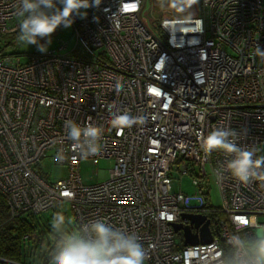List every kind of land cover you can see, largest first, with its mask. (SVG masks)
<instances>
[{
  "label": "built area",
  "instance_id": "built-area-1",
  "mask_svg": "<svg viewBox=\"0 0 264 264\" xmlns=\"http://www.w3.org/2000/svg\"><path fill=\"white\" fill-rule=\"evenodd\" d=\"M145 2L102 0L82 9L87 16L75 17V44L67 52L61 39L44 53L0 50V194L9 220L32 223L69 202L76 223L103 218L136 233L145 264H207L237 223L264 224V182L244 185L227 174L217 181L213 170L225 164V154L206 158L199 139L230 127L240 146L264 155V61L256 49L264 50V0H198L195 16L154 25L141 16ZM17 6L18 0H0V35L18 29ZM124 115L144 122L111 126ZM67 120L103 129L100 152L87 159L113 161L106 179L83 181L85 159L67 139ZM47 156L67 174L45 177L39 165ZM173 172L189 176L194 191L173 188ZM183 214L208 220L209 243L183 244L173 224L199 236ZM22 238L35 242L39 233Z\"/></svg>",
  "mask_w": 264,
  "mask_h": 264
},
{
  "label": "clouds",
  "instance_id": "clouds-1",
  "mask_svg": "<svg viewBox=\"0 0 264 264\" xmlns=\"http://www.w3.org/2000/svg\"><path fill=\"white\" fill-rule=\"evenodd\" d=\"M101 2L18 0L15 11L18 43L35 45L44 53L58 28H70L75 17L83 19L87 16L82 9L99 7ZM192 2L195 4L198 0ZM173 3L184 8L185 0H158L161 9ZM256 49L264 61V50L259 46ZM138 122L143 123V117L114 116L110 121L114 128L131 127ZM64 127L67 139L79 150L81 158L87 159L100 152L101 127L91 122L82 126L74 120H67ZM199 139L206 158L215 151L225 154V164L213 170L217 181L223 180L227 174L244 185L253 181L264 182V155H257L260 150L256 147L240 146L237 142L239 135L230 127H216L206 136L201 134ZM58 158H63L61 153H58ZM51 229L54 246L48 264H145L148 258L147 250L136 233L117 228L103 218L76 223L57 211L52 217ZM207 264H264V224L255 220L237 223L224 245L207 257Z\"/></svg>",
  "mask_w": 264,
  "mask_h": 264
},
{
  "label": "rangeland",
  "instance_id": "rangeland-1",
  "mask_svg": "<svg viewBox=\"0 0 264 264\" xmlns=\"http://www.w3.org/2000/svg\"><path fill=\"white\" fill-rule=\"evenodd\" d=\"M198 3L193 4L192 0H185L184 8L177 7L175 3L170 4L167 8L161 9L158 4V0H146L141 16L144 22L148 25H154L164 17H189L197 14ZM186 9V10H185ZM12 34L0 35V48L3 53H11L15 51H30L37 48L35 45H21L18 43L17 38L14 40ZM66 41L68 46L62 52L71 50L75 44V38L71 34V27L64 28L61 26L58 28L51 37V44L47 46L48 49H56L58 41ZM11 41L12 44L6 45V42ZM45 43V41H41ZM27 55L22 54L21 60L27 61ZM48 155H52V151H49ZM113 161L111 159H102L98 164L92 163V161L85 159L80 163V173L82 179L86 183H96L102 181L108 177V170L111 168ZM39 168L41 172L48 179L55 180L56 178L65 176L67 174V167L59 165L50 156L44 158ZM172 187H181L186 192H193L194 187L191 184V178L189 176H181L180 174L173 172L172 174ZM211 200L215 205L219 204L218 193L214 182L211 183ZM62 212L67 217L71 218L75 222L74 215L71 211L69 202H65L63 205L58 206L56 209L48 210L40 215L32 217L30 220L35 225L36 231L39 233L37 241H26L24 243L23 255L20 258L22 264H42L44 261H49L50 253L54 246L52 240L51 220L53 215L57 212ZM176 238L180 242V236L177 234ZM2 264H14L7 260H2Z\"/></svg>",
  "mask_w": 264,
  "mask_h": 264
},
{
  "label": "trees",
  "instance_id": "trees-1",
  "mask_svg": "<svg viewBox=\"0 0 264 264\" xmlns=\"http://www.w3.org/2000/svg\"><path fill=\"white\" fill-rule=\"evenodd\" d=\"M10 34H12V36L14 35V38H12L14 40L18 37V29ZM9 44H12L10 40L6 42V45ZM8 216L5 198L0 194V258L20 263L21 256H24V242L22 237L25 232L35 229V225L30 223L29 219H25L24 221L19 219L9 220ZM222 245H224V243ZM0 264H2L1 261Z\"/></svg>",
  "mask_w": 264,
  "mask_h": 264
},
{
  "label": "water",
  "instance_id": "water-1",
  "mask_svg": "<svg viewBox=\"0 0 264 264\" xmlns=\"http://www.w3.org/2000/svg\"><path fill=\"white\" fill-rule=\"evenodd\" d=\"M182 216L188 217L191 220L193 227L197 228L199 231L198 236V234L192 232V228L189 225L182 226L180 224H173L175 231L182 230L184 245H194L197 243L205 244L211 241L212 235L209 228V222L208 220H205L203 215L183 214Z\"/></svg>",
  "mask_w": 264,
  "mask_h": 264
},
{
  "label": "snow or ice",
  "instance_id": "snow-or-ice-1",
  "mask_svg": "<svg viewBox=\"0 0 264 264\" xmlns=\"http://www.w3.org/2000/svg\"><path fill=\"white\" fill-rule=\"evenodd\" d=\"M242 223H247V221H241Z\"/></svg>",
  "mask_w": 264,
  "mask_h": 264
}]
</instances>
